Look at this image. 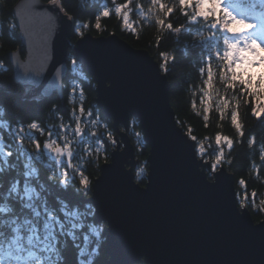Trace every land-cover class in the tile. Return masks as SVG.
I'll return each instance as SVG.
<instances>
[{
	"label": "trees",
	"instance_id": "obj_1",
	"mask_svg": "<svg viewBox=\"0 0 264 264\" xmlns=\"http://www.w3.org/2000/svg\"><path fill=\"white\" fill-rule=\"evenodd\" d=\"M18 1L0 0V135L5 145L0 152V254L6 250L19 251L34 258L32 263L41 261V264H106L108 257L103 251L105 239L102 236L105 224H95L93 207L82 204L81 200L91 197L92 184L100 176L101 166L110 161L115 146L108 142L104 126L108 125L115 136L112 121L100 113L96 85L72 51L62 99L57 94L49 98L27 97L28 87L15 82L8 55L13 51L22 52L24 47L17 27L10 28L9 25H16L13 8ZM43 1L51 3V0ZM127 2L57 0L56 4L74 22L73 42L86 33L95 38L115 34L134 49L147 51L159 62L167 76L170 103L178 124L188 135L191 133L197 137L199 158L207 163L214 160V153L218 151L217 135L232 139L231 150L223 145L225 159L231 163L222 166L234 176L240 208L248 209L255 223L264 221V161L260 159L264 153V116L256 118L252 115L256 102L249 101L239 88H226L221 79L223 61L215 56L217 51L223 52V40L232 39V34L225 33L222 26L213 28L215 21L210 18L193 21L192 13L181 7L179 0H162L167 7L174 9L171 16L160 11L152 0H132L123 14L117 13L116 8ZM239 2L248 10L242 15L244 19L264 18V0ZM105 9L109 11V17L102 16ZM124 14L128 16L127 25ZM97 16L100 17L99 29L95 27ZM161 19L165 21L163 26L158 22ZM169 23L180 31L169 30ZM164 64L167 71L162 68ZM209 64L213 76L211 88L205 83ZM73 88H77L74 95ZM204 91L211 93L210 111L205 108ZM224 97L231 101V105L221 118L219 101ZM81 105L85 108L81 122L90 121L86 113L91 110L93 118L98 121L97 127L92 129L97 136H92L87 128L82 136L75 137L71 132L75 126L73 111L79 115ZM233 110L238 112L243 137L237 134L231 122ZM31 122L40 123L44 134L29 129ZM61 123L69 126L65 134L72 141L71 166L69 161L53 160L43 147L49 141L48 132L52 133L51 139L61 144L65 135ZM21 127L25 129L22 136L18 133ZM136 132L140 133L139 137ZM129 134L138 162L136 181L145 186L150 149L138 120L132 119ZM252 137L256 138L255 144H249ZM37 140L42 145L39 150L35 148ZM100 143L104 149L97 159L95 150ZM199 144L205 146L207 154L203 158L199 154ZM105 156L108 158L104 159ZM140 169L144 171L137 176ZM80 172L89 177L90 187L87 189L81 186ZM252 193L256 196L253 197Z\"/></svg>",
	"mask_w": 264,
	"mask_h": 264
},
{
	"label": "water",
	"instance_id": "obj_2",
	"mask_svg": "<svg viewBox=\"0 0 264 264\" xmlns=\"http://www.w3.org/2000/svg\"><path fill=\"white\" fill-rule=\"evenodd\" d=\"M13 16L24 49L10 52L9 63L27 97L62 99L72 51L96 85L100 113L112 121L119 143L91 197L81 200L105 224L106 264H264V221L256 224L239 207L225 166L208 178L210 164L178 125L167 76L147 51L115 34L73 42L74 22L43 0H19ZM132 117L150 149L145 186L135 181Z\"/></svg>",
	"mask_w": 264,
	"mask_h": 264
},
{
	"label": "snow or ice",
	"instance_id": "obj_3",
	"mask_svg": "<svg viewBox=\"0 0 264 264\" xmlns=\"http://www.w3.org/2000/svg\"><path fill=\"white\" fill-rule=\"evenodd\" d=\"M52 4H56L57 0H51ZM152 3L154 5H158L160 11L167 13L169 16L172 15L174 9L167 7L162 0H152ZM132 4V0H128L126 4H122L119 7L116 8L117 13H124L126 9L129 8V6ZM179 4L182 8L187 9L189 6H196L197 11L193 14V21H195L197 18H203L205 20L211 18L215 19V23L212 24L213 28L222 26L225 33H231L232 39H224L223 45L224 50L221 53L220 51H217L215 53V56L223 61V69L224 71L221 74V79H223L226 88L231 90H236L239 88L241 94H246L249 98V101L255 100V105L252 108V115L256 118H261L264 116V100H262V97H264V43L257 42V39L250 38L248 34L250 30L260 27L262 30H264V19L261 20L260 25L251 23L247 21L246 19L238 18L236 15H234L232 12L228 11L227 9L224 10L223 17H227V19H224L223 17L216 18L217 13V7L218 2L217 0H179ZM110 13L107 9L103 10L102 16L103 17H109ZM124 23L128 24V16L124 14L123 16ZM49 20L54 23V19L52 17H49ZM160 25H164L165 21L163 19L158 21ZM10 28H16L17 25L10 24ZM95 27L99 29L101 27L100 24V17H96V23ZM167 28L169 30H173L175 32H179L180 28H174L171 23L167 24ZM45 60L48 59L47 55L44 54ZM167 57L165 56V60ZM76 61H73V64H75ZM162 68L167 71V65H162ZM257 69H260V71H257ZM203 71V70H202ZM36 75H40V72H35ZM208 79L205 81V83L208 85L209 88L212 86V72H211V66L209 64V71L207 73ZM77 88L72 89L73 95L76 93ZM204 97L207 101L205 108L206 111H210L212 107L211 103V93L209 91H204ZM80 95L83 97V90H80ZM231 105V101L224 97L220 99L219 101V111L221 118L224 116L225 110H227ZM236 108H239V103H237ZM73 114L75 116V126L74 128H71V132L76 136H82L86 133V128L88 129L87 132H89L92 136H97V132L93 131V127H97L98 121L96 118H93V112L91 110L87 111V117L90 118V121L88 123H82L81 117L85 116V108L83 105L79 108V115L76 114L75 111H73ZM205 120L208 119V116L205 115ZM231 122L234 125L237 134L240 137L244 136V130L242 124L239 122L238 119V112L236 110H233L231 115ZM28 128L32 130L39 131L42 135L44 134L45 130L38 122H31L28 124ZM60 128L62 132L65 134L69 131V126H66L65 124L61 123ZM104 129L106 131L107 140L112 146H117L118 141L113 135V133L109 130L108 125L104 126ZM25 129L23 127L19 128L18 133L21 135L23 134ZM49 137V142L44 143L43 147L55 152L56 159L59 161L61 159V152L64 153L69 159V163L71 166V158L73 156L72 151V141L69 139L68 135H63V147L58 142V140L51 139L52 133H47ZM135 135L137 137L140 136L139 132H136ZM191 139L193 141L197 140V137L194 135H191ZM22 136V135H21ZM216 145L218 146V151L214 153V160L210 163V173L216 172L218 169L222 167L224 163H231V161H227L225 159V152L223 145L226 144L227 148L231 150L233 148V140L217 135L215 138ZM35 148L40 149L42 147L41 142L39 140L35 141ZM256 138L252 137L249 140V144H255ZM104 149V145L102 143L99 144V147L96 148L95 152L97 153V159H99V153L101 150ZM199 154L201 158H203L207 153L205 150V146L203 144H199ZM6 155H11V153H6ZM93 155V154H90ZM108 157L105 156L104 159H107ZM260 159L264 161V153H261ZM207 163V161H205ZM144 171V169H140V172L137 173V176H140V174ZM80 182L81 186L84 189H87L90 187V180L87 175H85V172H80ZM241 184L244 183V181H240ZM252 196L255 197L256 193H252ZM99 235V233H97Z\"/></svg>",
	"mask_w": 264,
	"mask_h": 264
},
{
	"label": "rangeland",
	"instance_id": "obj_4",
	"mask_svg": "<svg viewBox=\"0 0 264 264\" xmlns=\"http://www.w3.org/2000/svg\"><path fill=\"white\" fill-rule=\"evenodd\" d=\"M217 2H218V7H217L216 18L223 17V13H224L225 9L232 12L238 18H242V19H244L242 15H244V13L248 12V10L246 8L243 9L241 7L239 0H217ZM188 9L192 13V15L197 11L196 6H189ZM223 18L227 19V17H223ZM210 19L215 21L214 18L210 17ZM262 19H264V18H257L254 20L246 19V20L251 22V23L260 25ZM245 34H248L250 38L257 39L258 43L259 42L264 43V30H262L260 27L254 28V29L250 30L249 33H245ZM257 71H260V69H257ZM1 137H2V135H0V152L3 151V149L5 147ZM63 145H64V143L61 144L62 147H63ZM46 150L48 152V155L53 160L58 161L56 159L57 154L55 152H52L48 149H46ZM60 155H61V159L58 162L69 161L68 157L66 155H64L63 152H61ZM256 224H258V223H256ZM32 259H34V258H32V257L29 258V255H22L19 253V251L14 252V251L6 250L3 255L0 254V264H41V261L32 263Z\"/></svg>",
	"mask_w": 264,
	"mask_h": 264
},
{
	"label": "bare ground",
	"instance_id": "obj_5",
	"mask_svg": "<svg viewBox=\"0 0 264 264\" xmlns=\"http://www.w3.org/2000/svg\"><path fill=\"white\" fill-rule=\"evenodd\" d=\"M75 32V31H74ZM81 37V36H80ZM79 37V38H80ZM156 61V60H155ZM157 62V61H156ZM157 63H159V62H157ZM161 67V66H160ZM161 71H162V69H161ZM86 72V71H85ZM87 73V72H86ZM162 73H164L163 71H162ZM165 74V73H164ZM37 96H40V95H37ZM132 119H136V120H138L137 118H135V117H132L131 118V120H130V124H131V122H132ZM177 120V119H176ZM139 121V120H138ZM177 123H178V121H177ZM179 125V124H178ZM180 126V125H179ZM181 128V127H180ZM113 129V128H112ZM183 129V128H182ZM114 131V130H113ZM184 131V130H183ZM115 132V131H114ZM184 133L185 134H187L185 131H184ZM116 134V133H115ZM130 135V134H129ZM188 135V134H187ZM116 136V135H115ZM144 136V135H143ZM132 140V139H131ZM144 140H145V138H144ZM63 142V140L61 141V143ZM133 142V141H132ZM146 142V141H145ZM134 145V144H133ZM115 148H116V146H115ZM114 148V149H115ZM134 148H135V146H134ZM113 149V150H114ZM135 156H136V149H135ZM111 158V157H110ZM137 161V160H136ZM138 163V162H137ZM204 164H207V163H205L204 162ZM210 164V163H209ZM147 165H148V160H147ZM136 167H137V165H136ZM136 167H135V169H136ZM226 168V167H225ZM219 170V169H218ZM134 173H135V171H134ZM213 175H214V173H210V170L209 171H207V176H208V178L209 179H211V180H213L212 179V177H213ZM234 177V176H233ZM135 181H136V175H135ZM137 182V181H136ZM138 183V182H137ZM237 198H238V195H237ZM240 207V206H239ZM93 219H94V217H93ZM95 223V222H94ZM95 224H97V223H95ZM104 224V223H103ZM104 227H105V225H104ZM103 230H104V228H103ZM102 233H103V231H102Z\"/></svg>",
	"mask_w": 264,
	"mask_h": 264
}]
</instances>
